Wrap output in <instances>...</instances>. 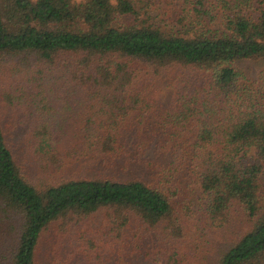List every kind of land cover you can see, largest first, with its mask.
<instances>
[{
  "label": "trees",
  "instance_id": "obj_1",
  "mask_svg": "<svg viewBox=\"0 0 264 264\" xmlns=\"http://www.w3.org/2000/svg\"><path fill=\"white\" fill-rule=\"evenodd\" d=\"M257 58L264 0H0L2 103L41 124L31 170L0 116V264H37L59 222L79 234L48 264H264V72L235 64Z\"/></svg>",
  "mask_w": 264,
  "mask_h": 264
},
{
  "label": "rangeland",
  "instance_id": "obj_2",
  "mask_svg": "<svg viewBox=\"0 0 264 264\" xmlns=\"http://www.w3.org/2000/svg\"><path fill=\"white\" fill-rule=\"evenodd\" d=\"M160 7V6H158ZM236 64V68L245 76L251 79H256L262 72H264V58H257V59H249V60H241L238 61ZM14 77L9 76L8 73L4 71V69L0 70V116H4L3 119L8 120L12 123V127L14 126V133L18 132L16 139L18 140L19 147L24 149L21 159L23 160V163L26 166H29L31 170L33 168L31 167L33 165V153L29 150V146L26 144L27 134L29 132H32V130L39 128L41 129V124L39 126L37 125V119L34 117L33 119H24L23 121H20V111H12V108L4 109V103H2L1 93L2 90L9 88V85L13 83ZM50 88L58 89L59 96L56 99V101L53 103V106H55L54 110H49V117L51 119V127L53 129H58V131H67V132H73L76 129L79 128L78 126V120L77 116H79L84 111V104L82 103V106L79 104L76 105L75 103H72L71 101L69 103L64 102V99L62 98L65 94V87L66 84H64L61 80H48ZM167 91V90H166ZM165 91V94H167ZM172 98V96H171ZM73 104V109H67V105ZM75 104V105H74ZM77 110H80V112L77 113ZM42 113H46V110L42 111ZM27 116V115H25ZM35 116H37V113L35 112ZM7 118V119H6ZM132 121H134L133 116L130 118ZM146 120L147 117H146ZM135 127H138L137 123L134 124ZM141 127H145V124H143ZM26 151V153H25ZM19 156V154H17ZM20 158V156H19ZM33 171H29V175H33ZM107 174V172H105ZM38 179V178H36ZM38 184L45 183L41 179L36 180ZM190 194H186L184 197V212L190 213V215H193V211H200L203 204H205V197L202 195L197 189H193V192H189ZM198 214L200 212H197ZM69 222V220L67 221ZM95 222V221H94ZM63 222H59L58 224H53L48 230H46L42 238L40 240L39 245V254H38V261L37 264H48L50 262V258L52 255V251L56 250L58 247L56 246L58 243H64L66 242L68 246L71 248L73 244H70L72 239L75 240L76 236L78 237L79 229H74L71 231V233L67 234V231H69V226L67 228H64L62 226ZM243 221L241 222L240 227H242ZM73 225H70L72 227ZM86 227L85 224L81 225L79 228ZM219 228L215 227L212 230L211 239L216 238L220 231H216ZM215 231V232H214ZM7 236H11V233H8ZM75 236V237H74ZM64 241V242H63ZM194 256H196L193 253ZM212 262L214 259L212 258ZM85 264V263H84Z\"/></svg>",
  "mask_w": 264,
  "mask_h": 264
}]
</instances>
